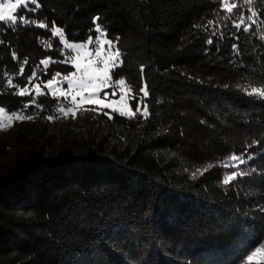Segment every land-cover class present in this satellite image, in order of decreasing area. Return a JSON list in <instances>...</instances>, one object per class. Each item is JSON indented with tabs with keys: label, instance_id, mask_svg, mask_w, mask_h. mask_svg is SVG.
Wrapping results in <instances>:
<instances>
[{
	"label": "trees",
	"instance_id": "16d2710c",
	"mask_svg": "<svg viewBox=\"0 0 264 264\" xmlns=\"http://www.w3.org/2000/svg\"><path fill=\"white\" fill-rule=\"evenodd\" d=\"M228 1L36 0L16 14L35 23L0 22V109L34 117L0 130V264H264L246 260L264 241V97L247 94L264 91V0ZM97 25L146 114L65 115L47 90L74 71L54 27L84 41Z\"/></svg>",
	"mask_w": 264,
	"mask_h": 264
},
{
	"label": "snow or ice",
	"instance_id": "6c2138e0",
	"mask_svg": "<svg viewBox=\"0 0 264 264\" xmlns=\"http://www.w3.org/2000/svg\"><path fill=\"white\" fill-rule=\"evenodd\" d=\"M29 3L36 5V8L30 9L29 8ZM24 8L25 10H30L35 12L39 5L36 4V0H16L15 3H12L11 0H7V2H4V0H0V22H10V26L15 29V27L18 25V23L21 26H28L30 23H35V21H29L26 16H18L14 15L13 13H16L18 9ZM236 5H232L231 7H228L227 10L229 13L232 12L233 8H235ZM255 15V13H254ZM249 20L252 19L251 16L248 17ZM264 23V21H262ZM40 28H46L47 25L46 23H40L38 25ZM236 28L239 29L240 25H236ZM97 31H99V25H97ZM60 30L57 29L56 33H53V35H56ZM245 32L249 31L248 28L244 29ZM100 37L97 36L96 40L99 41ZM235 39L237 41L239 40V35L235 36ZM89 43H93V38L90 33L89 35ZM209 45L213 43V39L210 37L207 41ZM109 44H111V41H109ZM68 49H73L72 44L67 45ZM233 50L238 52V45L233 44ZM103 45H101L99 48L95 49V58L92 57V53L90 52L88 54V58L84 63H80V54L77 53L76 56V63H75V68L77 72L82 73L81 75L77 76V74L70 73L69 75L64 76V80L67 81L68 89L67 93L61 92L60 95L64 96L65 99H67L68 94H72L73 90H75V93L71 95L72 101H76L77 96L81 97V102H84L85 100V93L88 94L87 100L89 103H95L97 105H100L104 108H111V103H106L105 100L109 97V92L108 91H102L103 89H112L111 95L115 96L116 95V90H115V85H124L125 80L120 79L117 81H114L112 79V75H110V62H112V69L118 68L121 66L120 63H116L118 58L122 55L119 51H117L115 54H110L105 58L103 55ZM65 55V60L64 61H55V62H63L67 63V53H62ZM27 61H25L26 63ZM42 63H47L46 61H42ZM24 69L21 67L20 69V74L23 76ZM45 74H47L45 72ZM141 74L143 75V66L141 67ZM60 73H56L55 76H53L52 79L47 81V86H51L54 81L56 80V77L59 76ZM37 78V73L35 70H33L32 75L29 76L28 82L31 84L33 79ZM33 87L38 89V94L43 95V92L39 91V85H33ZM227 87V86H226ZM140 92L143 93L142 96L136 97V96H131V99L137 100V106L135 109L136 113H141L142 111V105L143 109L146 111L147 110V105L145 103L147 97H148V91L146 90V87H142L140 89ZM103 95L104 99L99 98L100 95ZM249 96L252 94H257L260 97H264V91L258 89L257 87H252L251 92L247 93ZM19 95L21 97L25 95L31 96V93L28 91V86L25 85L24 88H22L19 92ZM121 100L124 99V96L120 97ZM36 103V97H32V100L29 103L24 104V109L27 110L30 106V104H35ZM60 111H64V109H60ZM113 111H115L113 109ZM73 112L72 108H68L67 111L64 113L67 115V113ZM13 116H17V113L13 112ZM73 115H75L73 113ZM105 115H109V113H105ZM120 115L123 116L125 113L123 111L120 112ZM19 119H27V120H32L34 117L32 115H26V116H18ZM109 118L111 119V115H109ZM48 120H52L53 116L49 115L47 117ZM252 146L249 145V148ZM247 154V150H246ZM255 159V156L253 154H247V159L244 158V156H235L233 155L232 160H239L240 164H246L249 161H252ZM224 167H238L237 165L233 164H225L223 165ZM199 171V170H198ZM207 171V170H205ZM257 170L253 169L251 171L248 170H240L239 175L236 171L231 172L230 174L225 173V178L223 180L224 185H229L233 182L239 181L242 177L245 176H251L253 175L254 172ZM203 174V173H202ZM193 179L196 178L195 173H193ZM257 210L264 213V207L257 205ZM262 250H264V241L258 242V245L254 247V249L246 255V260L251 262L255 257H257L258 254L262 253ZM261 261H264V256L261 257Z\"/></svg>",
	"mask_w": 264,
	"mask_h": 264
},
{
	"label": "rangeland",
	"instance_id": "374dc122",
	"mask_svg": "<svg viewBox=\"0 0 264 264\" xmlns=\"http://www.w3.org/2000/svg\"><path fill=\"white\" fill-rule=\"evenodd\" d=\"M4 2H7V0H4ZM11 2L15 3L16 0H11ZM230 4H231V6L234 5L232 3H230ZM32 6H36V5L29 3V8H31ZM20 9H18V11ZM17 12L13 13V14L16 15ZM57 29H59L60 31L56 34V36L59 37V39L62 43V46L64 48V51L67 53V63H69L70 65H72L74 67V71L71 73L75 72L77 74V76L82 74L80 72H77V70L75 68V63L77 62L76 61L77 53L80 54V61L79 62L84 63L86 61V59L88 58V54L90 52L92 53V57L95 58V49L99 48L101 45H103V49H104L103 55L105 56V58H107L108 55L115 54L118 51L112 42H111V44H109L110 40L106 37L105 33L100 28H99L100 30L98 31V34H97V36H99L100 39H99V41H97L96 40L97 36L95 38L92 37L93 43H89V40H88L89 37L84 41H70L65 37L63 30L60 27H54L53 32L56 33ZM68 44H72L73 49H68L67 48ZM253 60H254L255 67L258 66L260 63L264 64V45H261L258 48L257 52L254 55ZM120 61H121V56L118 58L116 63H120ZM110 69H111V71L113 70L112 69V62H110ZM111 71H110V75H111ZM64 76H66V75L57 76L54 83L51 86H47V83H46V87H47V90L52 95L65 99L64 96L60 95L61 92L67 93V89H68L67 81L64 80ZM115 90H116L115 96L111 95V92H112L111 88L102 90V91H108L110 93L109 97L105 100V102L111 103V108H104L100 105L95 104L94 102L89 103L87 100V96H88L87 93L84 94L85 95L84 102H81V97H79V96H77L76 101H72L71 95L75 93V90H73L72 94L67 95L66 100H68V102H71L72 104H75L77 106V109L79 107L91 105V106H96L97 108H100L102 110H105L107 113H109V115H111L114 112L120 114L121 111H123L125 113V115H123V116H126V117H133V116L138 115V114H142V115L146 114V111L143 109V105L141 106L142 107L141 113L135 112L137 103H136V106H132V104L130 102L131 96H132L131 91H130V88L128 87V85L126 83L124 85H119V84L115 85ZM121 96H124L123 100L120 99ZM99 98L104 99L102 94L99 96ZM113 109L115 111H113ZM75 111H73V112H75ZM18 116H20V115L17 114V116H13L12 114L6 113L5 111L0 109V130L3 128H7V127L11 126L16 121L22 120V119H19Z\"/></svg>",
	"mask_w": 264,
	"mask_h": 264
},
{
	"label": "built area",
	"instance_id": "2783aa9c",
	"mask_svg": "<svg viewBox=\"0 0 264 264\" xmlns=\"http://www.w3.org/2000/svg\"><path fill=\"white\" fill-rule=\"evenodd\" d=\"M228 7H231V4L230 3H226L225 4V8L227 10ZM61 109H68V108H72V110H75L77 108V106L75 104H72L71 102H68L67 103H61V106H60Z\"/></svg>",
	"mask_w": 264,
	"mask_h": 264
},
{
	"label": "bare ground",
	"instance_id": "6f19581e",
	"mask_svg": "<svg viewBox=\"0 0 264 264\" xmlns=\"http://www.w3.org/2000/svg\"><path fill=\"white\" fill-rule=\"evenodd\" d=\"M62 103H67V101H63ZM77 109V108H76ZM75 109V110H76ZM75 110H73V111H75ZM67 111V109H64V111L63 112H66ZM69 113H71V112H69Z\"/></svg>",
	"mask_w": 264,
	"mask_h": 264
}]
</instances>
